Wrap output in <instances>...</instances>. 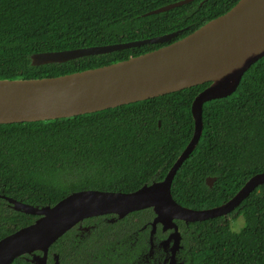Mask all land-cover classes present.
<instances>
[{"label":"trees","instance_id":"1","mask_svg":"<svg viewBox=\"0 0 264 264\" xmlns=\"http://www.w3.org/2000/svg\"><path fill=\"white\" fill-rule=\"evenodd\" d=\"M179 1L0 0V79L59 77L125 61L167 44L44 66H32L31 57L182 31L174 42L240 0H193L147 15ZM209 85L92 114L0 125V196L54 206L78 191L132 193L162 181L192 139V103ZM203 123L199 144L171 188L178 204L195 210L226 203L264 172V57L244 74L233 96L204 104ZM207 178H216L212 188ZM239 217L244 226L236 231L232 224ZM37 218L14 211L0 198V240ZM177 223L185 264H264V184L227 217ZM64 237L50 250L61 252ZM12 264L29 263L19 258Z\"/></svg>","mask_w":264,"mask_h":264},{"label":"water","instance_id":"2","mask_svg":"<svg viewBox=\"0 0 264 264\" xmlns=\"http://www.w3.org/2000/svg\"><path fill=\"white\" fill-rule=\"evenodd\" d=\"M192 1L168 4L147 15L164 13ZM181 32L108 46L34 54L32 66H44L148 44H167L125 61L59 77L0 79V125L92 114L210 83L192 103V139L162 181L132 193L78 191L54 206H33L0 196L14 211L38 217L31 225L0 240V264H12L27 256L31 264H48L51 246L83 220L109 214L122 219L146 209L155 214L154 227L161 224L164 231H172L166 244L174 240L171 263L177 264L182 236L175 221L188 226L227 217L264 184V172L256 174L226 203L202 210L183 207L171 193L176 174L201 139L204 104L233 96L244 74L264 57V0H240L227 13L172 42ZM215 181L216 178H207L206 184L212 188ZM54 260L58 263L57 255Z\"/></svg>","mask_w":264,"mask_h":264},{"label":"flooded vegetation","instance_id":"3","mask_svg":"<svg viewBox=\"0 0 264 264\" xmlns=\"http://www.w3.org/2000/svg\"><path fill=\"white\" fill-rule=\"evenodd\" d=\"M146 211L152 214L145 215ZM154 219L152 209L135 211L122 219L114 214L85 219L62 236L61 252L49 249L48 264H172L174 240L166 244L172 231H164L161 224L154 227ZM104 227L110 230L104 231ZM179 232L182 248L177 252V264H185L180 226Z\"/></svg>","mask_w":264,"mask_h":264},{"label":"rangeland","instance_id":"4","mask_svg":"<svg viewBox=\"0 0 264 264\" xmlns=\"http://www.w3.org/2000/svg\"><path fill=\"white\" fill-rule=\"evenodd\" d=\"M242 226H244V219H243V217H239L232 224V228L234 230H236V231L240 230Z\"/></svg>","mask_w":264,"mask_h":264}]
</instances>
